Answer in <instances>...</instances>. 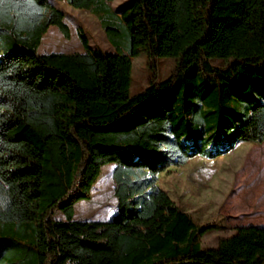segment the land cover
Returning <instances> with one entry per match:
<instances>
[{
  "label": "trees",
  "instance_id": "trees-1",
  "mask_svg": "<svg viewBox=\"0 0 264 264\" xmlns=\"http://www.w3.org/2000/svg\"><path fill=\"white\" fill-rule=\"evenodd\" d=\"M66 1L95 14L115 49L92 46L78 26L83 50L41 51L51 24L70 38L65 11L0 2L1 264L263 263L264 226L236 225L203 246L216 224H200L157 180L195 155L264 139V0ZM143 50L154 74L131 94ZM162 55L175 65L157 79ZM110 162L116 212L75 218Z\"/></svg>",
  "mask_w": 264,
  "mask_h": 264
},
{
  "label": "rangeland",
  "instance_id": "rangeland-1",
  "mask_svg": "<svg viewBox=\"0 0 264 264\" xmlns=\"http://www.w3.org/2000/svg\"><path fill=\"white\" fill-rule=\"evenodd\" d=\"M51 2L65 11L64 18L70 26L71 36L65 37L56 24H51L43 35L39 48L41 51L83 50L78 26L87 32L92 46L115 49L95 14L66 0ZM128 3L129 0H111L113 7L118 10ZM211 61L223 64L221 59L213 58ZM155 62L157 79H163L171 74L175 57L157 56ZM153 74L147 53L143 50L135 55L132 60L130 93L143 89ZM230 103L235 112L241 110V104L235 99L232 98ZM227 115L232 118V114ZM198 157L200 155L190 157L183 164L171 165L169 170L160 171L157 183L168 191L181 208H189L200 224H216L201 234V244L216 245L220 236L233 232V227L238 224L264 225V139H242L231 150L214 159L201 160ZM114 165V162H110L102 166L92 187L91 198L80 199L75 203V218L109 219L116 212L117 197L112 176ZM54 216L64 218L61 210H56ZM9 259L5 253L0 254V264Z\"/></svg>",
  "mask_w": 264,
  "mask_h": 264
},
{
  "label": "crops",
  "instance_id": "crops-1",
  "mask_svg": "<svg viewBox=\"0 0 264 264\" xmlns=\"http://www.w3.org/2000/svg\"><path fill=\"white\" fill-rule=\"evenodd\" d=\"M240 140H242V139H240ZM240 140H238L236 143H238ZM235 143V144H236ZM232 149V148H231ZM230 149V150H231ZM229 151V150H228ZM198 155H200V154H198ZM196 156V155H195ZM218 156H216V157H207V156H204V155H200V157H198L199 159H205V158H212V159H214V158H217ZM177 204V203H176ZM184 210H186V211H189V208H187V207H182ZM246 224H248V223H246ZM253 224H255V223H253ZM238 225H240V224H238ZM257 225H260V224H257ZM261 226H264V225H261Z\"/></svg>",
  "mask_w": 264,
  "mask_h": 264
},
{
  "label": "snow or ice",
  "instance_id": "snow-or-ice-1",
  "mask_svg": "<svg viewBox=\"0 0 264 264\" xmlns=\"http://www.w3.org/2000/svg\"><path fill=\"white\" fill-rule=\"evenodd\" d=\"M0 2H2V0H0Z\"/></svg>",
  "mask_w": 264,
  "mask_h": 264
}]
</instances>
